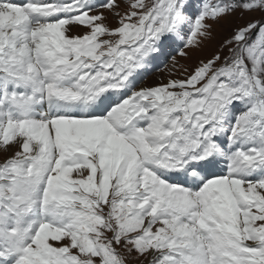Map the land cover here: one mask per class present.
I'll use <instances>...</instances> for the list:
<instances>
[{
    "label": "snow or ice",
    "instance_id": "obj_1",
    "mask_svg": "<svg viewBox=\"0 0 264 264\" xmlns=\"http://www.w3.org/2000/svg\"><path fill=\"white\" fill-rule=\"evenodd\" d=\"M0 264H264V0H0Z\"/></svg>",
    "mask_w": 264,
    "mask_h": 264
},
{
    "label": "rangeland",
    "instance_id": "obj_2",
    "mask_svg": "<svg viewBox=\"0 0 264 264\" xmlns=\"http://www.w3.org/2000/svg\"><path fill=\"white\" fill-rule=\"evenodd\" d=\"M251 18L252 17L246 16L244 17L243 20H241L239 16L237 15L235 17H229L228 19L221 21L220 24L214 26V39L213 40H211L210 42H206L204 46L199 50H190L189 58L184 59V58L177 57V59L179 60L181 65H184L189 70H191L193 67L197 65V63L200 60H206L210 58L217 51L220 44L228 36H230L233 29L238 24L245 23L247 20ZM78 34H81L79 30H76V31L74 30L73 33H71V35H78ZM159 62L163 64L161 67L159 66ZM171 67L172 65H171L170 58L167 60V66H165V62L163 60H158L157 64L153 63V65L150 66L148 73L140 80L138 87L156 86L161 80H164L166 82L167 78H169L168 72L171 69ZM153 75H155V77ZM149 79H151V81Z\"/></svg>",
    "mask_w": 264,
    "mask_h": 264
},
{
    "label": "bare ground",
    "instance_id": "obj_3",
    "mask_svg": "<svg viewBox=\"0 0 264 264\" xmlns=\"http://www.w3.org/2000/svg\"><path fill=\"white\" fill-rule=\"evenodd\" d=\"M21 1H22V0H17V2H21ZM75 31H76V30H75ZM74 34H75V33H74ZM169 69H170V68H169ZM168 73H169V72H168ZM160 74H161V72H160ZM160 74H159V75H160ZM162 74H164V73H162ZM165 74H166V73H165ZM153 76L155 77V75H153ZM168 76H169V75H168ZM152 78H153V77H152ZM156 79H157V78H156ZM167 79H168V78H167ZM149 80L151 81V79H149ZM149 80H148V81H149ZM158 80H159V78H158Z\"/></svg>",
    "mask_w": 264,
    "mask_h": 264
}]
</instances>
